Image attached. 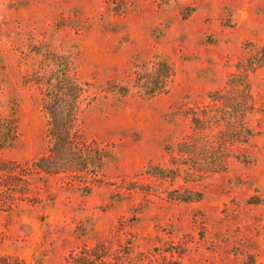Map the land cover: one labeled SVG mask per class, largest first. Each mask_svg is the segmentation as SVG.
<instances>
[{"label":"rangeland","instance_id":"obj_1","mask_svg":"<svg viewBox=\"0 0 264 264\" xmlns=\"http://www.w3.org/2000/svg\"><path fill=\"white\" fill-rule=\"evenodd\" d=\"M260 50L264 0H0V118L19 125L0 148V252L20 264H264V65L243 118L215 100L236 97L227 80ZM61 61L86 90L89 171L41 177L33 164L51 142L30 81ZM159 61L174 75L146 97L140 80ZM202 111L205 133L191 120ZM189 137H205L204 155L178 156ZM157 165L178 176H149ZM185 192L203 199H175Z\"/></svg>","mask_w":264,"mask_h":264},{"label":"trees","instance_id":"obj_2","mask_svg":"<svg viewBox=\"0 0 264 264\" xmlns=\"http://www.w3.org/2000/svg\"><path fill=\"white\" fill-rule=\"evenodd\" d=\"M169 2L170 0H162ZM264 65V50L258 51L253 57L246 61V64L237 66L238 72L232 74L227 80V86L230 87L236 97L228 99L222 96V91L218 92L216 101L224 103L226 109L241 110L243 118L246 113L251 111L252 94L250 88L249 75ZM174 72L172 67L166 61L156 63L155 70L141 79L140 91L146 97H154L167 91L169 82ZM33 82L40 88L42 96V109L47 118V136L50 138L49 151L41 155L33 164L34 170L41 177L59 175V174H80L89 171L90 163L87 162L84 153L85 141L78 130L79 113L81 112V100L86 92L75 73L72 72L67 62L59 63L54 71L37 74ZM119 93L123 96L128 94V88H120ZM240 118V119H241ZM235 119V117L233 118ZM193 127L199 133H205V123H209L211 117L208 113H192ZM227 122V131L234 136H226L227 140L234 143L245 142L246 129H231ZM18 118L8 115L0 118V148H7L15 144L18 140ZM194 139L192 137L180 142L177 145L176 153L181 158H192L202 152L205 154V141ZM204 143H203V142ZM207 146L209 145L210 142ZM246 143V142H245ZM4 162H0V173H4L2 168ZM172 164V162H171ZM173 165V164H172ZM177 169L164 166H150L147 174L153 178L161 180H174L177 175ZM176 200L184 202H195L203 199L201 193L185 192L175 196ZM0 264H20V260L12 255L0 252Z\"/></svg>","mask_w":264,"mask_h":264}]
</instances>
